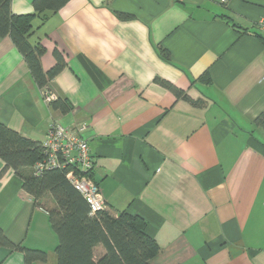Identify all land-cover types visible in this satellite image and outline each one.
I'll list each match as a JSON object with an SVG mask.
<instances>
[{
  "label": "crops",
  "instance_id": "0c3cea01",
  "mask_svg": "<svg viewBox=\"0 0 264 264\" xmlns=\"http://www.w3.org/2000/svg\"><path fill=\"white\" fill-rule=\"evenodd\" d=\"M11 9L31 12L32 0H11ZM224 13L252 28L264 21V0H68L41 25L35 19L43 69L55 49L65 61L50 84L72 101L66 114L50 110L11 39L0 38V122L40 141L54 121L82 125L91 178L113 214L147 221L160 246L152 264H264V130L253 124L264 110V42ZM3 166L0 226L47 251L32 264H55L57 237L42 208L52 199L36 205ZM0 264L23 256L0 247Z\"/></svg>",
  "mask_w": 264,
  "mask_h": 264
},
{
  "label": "trees",
  "instance_id": "16d2710c",
  "mask_svg": "<svg viewBox=\"0 0 264 264\" xmlns=\"http://www.w3.org/2000/svg\"><path fill=\"white\" fill-rule=\"evenodd\" d=\"M67 1L32 0L31 12L14 13L11 0H0V38L8 36L11 39L47 99L48 107L60 114H66L73 108L68 97L53 96L50 84L64 67V58L55 49L54 64L43 69L40 57L44 46L40 40H32V35L37 27L35 19L41 25L50 13L56 12ZM117 16L121 19L132 18L127 13H117ZM221 16L236 31L254 34L264 42V23L258 22L249 28L234 22L228 13ZM157 52L163 60L170 61L168 50L161 44L157 45ZM204 74L206 77L201 78L210 82L207 70ZM154 81L172 91L176 98H183L194 105L200 104L169 80L156 76ZM253 124L264 130V110L255 117ZM42 142L24 136L0 122V160L4 164L3 169L11 168L22 179V188L32 196L36 205L41 206L47 194L53 201L52 206L42 205V208L57 237L55 264H152L160 252V246L147 232V221L142 216L130 214L127 209L113 214L106 205L91 212L83 195L67 178L68 167L48 168L35 174L33 164L44 157ZM25 168L30 170L23 171ZM0 247L19 251L24 264L45 263L48 258L47 252L41 248H31L12 241L1 226Z\"/></svg>",
  "mask_w": 264,
  "mask_h": 264
},
{
  "label": "built area",
  "instance_id": "2783aa9c",
  "mask_svg": "<svg viewBox=\"0 0 264 264\" xmlns=\"http://www.w3.org/2000/svg\"><path fill=\"white\" fill-rule=\"evenodd\" d=\"M82 129V125L66 126L59 122L50 124L42 142L44 157L33 164L32 170L35 174H40L44 169L68 167L67 178L83 195L90 211L95 212L106 203L98 184L90 175L93 159Z\"/></svg>",
  "mask_w": 264,
  "mask_h": 264
},
{
  "label": "rangeland",
  "instance_id": "374dc122",
  "mask_svg": "<svg viewBox=\"0 0 264 264\" xmlns=\"http://www.w3.org/2000/svg\"><path fill=\"white\" fill-rule=\"evenodd\" d=\"M40 248V247H39ZM43 250H44V248H43ZM46 251V250H45ZM47 252V251H46ZM55 258V257H54ZM55 260H56V258H55Z\"/></svg>",
  "mask_w": 264,
  "mask_h": 264
}]
</instances>
